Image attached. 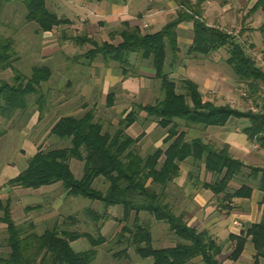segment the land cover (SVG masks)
<instances>
[{
	"label": "trees",
	"instance_id": "trees-1",
	"mask_svg": "<svg viewBox=\"0 0 264 264\" xmlns=\"http://www.w3.org/2000/svg\"><path fill=\"white\" fill-rule=\"evenodd\" d=\"M47 1L20 0L26 12L25 21L36 25V32L42 34H51L61 26L78 29L71 41L79 48L86 44L90 46L83 55L87 60L86 65L92 66L97 58H100L104 66L115 63L124 78L123 75L132 65V55H139L149 63L154 79L160 82L162 98L152 105L137 107L148 119H152L156 127L166 130L162 143L167 147L163 151L159 148L145 158L136 152L135 146L141 141L143 134L136 137L128 134V130L136 123L131 110L126 111L113 134L103 131L102 125L94 121L90 110L79 118L65 115L51 126L50 134L68 142L69 147L37 151L29 159L26 168L7 180V184L29 191L59 184L67 197L98 202L105 208L122 207L124 224L115 235L116 242L123 241L134 246L135 253L142 260L151 259V264H187L195 259L202 264H218L220 245L216 244L207 231H197L190 226L183 214L174 213L167 201L166 188L179 177L181 165L191 159L200 163L205 173L214 179L211 183L201 182L200 187L209 190L218 199L219 206L227 209L234 199L250 198L252 195V189L246 185L228 192L229 183L243 175L247 166L230 155L227 145L214 148L204 144L201 139L186 142L184 134L177 131V122L208 128L224 127L230 119L243 117L249 125L242 132L251 143L254 139H259V134L264 131V98L257 112L241 114L228 105H216L212 100L206 99L198 85L189 79L180 80L182 92H179L166 72L167 51L171 55L170 64L173 65L180 52L177 31L182 24L188 23L191 24L192 39L186 45L187 54L208 56L226 49L228 57L225 63L238 82L256 95L264 94V73L255 67L253 59L234 36L218 25L210 26L205 22V3L212 0H171L175 9L174 16L158 31L141 33L140 25L123 23V29L118 33L119 42L116 44L113 36L98 43L92 38V34L79 28L80 25L75 27L69 19L58 15L54 7L50 9ZM256 11L264 16V0H257L249 13ZM14 55L13 41L0 38V72L10 70L14 73L11 84L0 80V119L6 121L12 118L15 111L26 109L28 97H37V103L42 105V87L51 76V70L47 66L33 67L29 75L19 74L13 66ZM134 77L137 78V74ZM120 81L122 80L119 79L118 82ZM107 98V104L111 106L112 97L109 95ZM71 160L83 163L80 179L74 177L69 167ZM248 169V177L256 181L258 189L264 192V167ZM100 178L108 185L104 191L94 187L95 180ZM36 208L38 206L32 209ZM30 210L26 208V211ZM0 212V224L6 235L3 244L6 249L0 253V264H91L96 258V246L104 242L102 236L94 240L84 234L91 247L83 252H75L70 244L78 240L80 235L59 231L55 227L38 234L33 221L16 223L10 198L0 201ZM142 212L167 225L179 242L161 249L154 248L150 226L139 219ZM82 213L94 222L104 218L89 208H85ZM131 214L133 220L128 224ZM247 239L255 251L253 264H257V256L263 258L264 264V252L261 251V245H264V216L246 232L229 235V241L235 244L230 255L232 260H237L242 253L248 243ZM125 257L129 258L127 254Z\"/></svg>",
	"mask_w": 264,
	"mask_h": 264
},
{
	"label": "rangeland",
	"instance_id": "rangeland-1",
	"mask_svg": "<svg viewBox=\"0 0 264 264\" xmlns=\"http://www.w3.org/2000/svg\"><path fill=\"white\" fill-rule=\"evenodd\" d=\"M148 12L162 11L164 22H168L174 16L175 9L169 5L171 0H147ZM59 2L47 1V6L53 9V4ZM169 3V4H168ZM253 0H215L205 7L207 11L208 25L212 24L214 13L223 11L226 20L219 27L230 33L245 48L248 55L254 59L256 56L264 57V24L260 11L249 13V6ZM63 5V4H62ZM61 5V6H62ZM66 8L65 6H63ZM61 9V8H59ZM67 9V8H66ZM62 11V10H61ZM25 9L20 0H0V38L11 39L14 43V68L19 74L29 75L33 67L47 66L51 70L49 80L43 84L42 105L37 103V97L27 98V107L24 110L15 111L8 121L0 119V201L10 198L12 201L13 218L16 223L22 224L33 221L36 232L43 233L46 229L55 227L59 231L74 232L80 238L70 244L75 252H83L90 249L89 240L84 234L96 240L99 236L104 242L96 246V258L91 264H151V259H141L134 250V246L127 243L116 242L115 235L120 231L122 221V207L114 206L105 208L98 202H91L81 198L67 197L62 187L55 184L37 191L22 190L11 187L7 180L22 172L37 151H49L56 148L69 147V143L61 141L50 134L51 126L62 116L73 115L77 118L83 116L88 110L93 114L94 121L102 125L103 131L113 134L117 124L124 118L126 111H133L136 123L128 130V134L136 137L143 134L141 141L135 146L136 152L143 158L151 155L157 149L165 150L162 143L166 134L155 126L144 113L140 112L137 105H152L161 100L162 93L159 80L154 79L153 71L148 62L143 61L139 55L130 57L131 67L127 69L124 78L115 63L104 66L100 58L95 60L92 66H88L83 55L90 49L89 45L82 48L76 46L71 38L77 34L78 29L72 26H61L51 34L37 33V27L33 23L25 21ZM83 16V14H82ZM78 20L80 28L85 27L89 20ZM141 16H139V19ZM138 19V18H137ZM120 20H113L107 25L97 27L92 33L98 43L110 39L119 42L118 33L123 29ZM165 24V23H164ZM146 25L147 27H144ZM149 30L148 22L140 25L141 33ZM153 31L151 28L149 30ZM180 40V52L178 60L171 65V55L167 51L165 63L168 77L172 80L178 91L182 92L180 80L183 77L177 75L172 69L176 63L184 65L192 64V61L205 62L217 74L221 76L222 89L207 90L203 92L206 99L212 100L216 105H228L241 114L252 111L257 112L262 104L264 94L258 95L240 84L225 63L227 59L226 49H220L208 56L187 54V46L192 39L191 24H182L177 31ZM172 71L174 73H172ZM137 74V78H135ZM14 73L10 70L0 72V80L12 83ZM139 77V78H138ZM122 81L118 82L117 80ZM126 80L131 85L139 86L137 89L128 90L122 87ZM132 87H134L132 85ZM264 91V88L262 89ZM245 93V96H241ZM112 97V105L109 106L108 96ZM231 125H235L239 132L249 125L248 121L241 118H232ZM178 132L184 134V140L201 139L204 144L219 148L214 137L209 133L208 127L177 122ZM249 150L250 146L248 147ZM262 152V149L259 150ZM264 154V152H262ZM264 160V159H263ZM69 167L76 179L82 175L83 163L71 160ZM248 168H262L263 163L250 162ZM243 170L244 174L237 176L229 183L228 192H232L241 185H249L253 180L248 177L249 169ZM206 174L200 163L187 159L180 168L178 178L169 183L166 188L167 201L174 213L180 214L183 208V200L200 189L201 182H213V178ZM107 182L96 179L94 187L104 191ZM256 186V185H255ZM38 206L36 209H32ZM30 208V211H26ZM85 208L92 209L102 216L103 220L94 222L83 215ZM1 216V212H0ZM140 221L150 226L152 246L156 249L169 247L179 240L168 230L167 225L155 221L147 213L139 214ZM131 214L128 224H131ZM4 227L0 224V253L5 251ZM129 258H126L125 255Z\"/></svg>",
	"mask_w": 264,
	"mask_h": 264
},
{
	"label": "crops",
	"instance_id": "crops-1",
	"mask_svg": "<svg viewBox=\"0 0 264 264\" xmlns=\"http://www.w3.org/2000/svg\"><path fill=\"white\" fill-rule=\"evenodd\" d=\"M59 6L54 4V11L61 16L69 19L75 27L79 26L78 20L84 18L89 20L88 24L83 29L92 34L97 27H104L107 23L113 20H120L122 23H128L130 26L141 25L142 22H148L149 30L152 32L158 31L166 19H164L163 12L155 11L148 12L147 0H128L123 1H107L96 2L94 0H57ZM56 1V2H57ZM160 2L161 0H156ZM257 0L249 6L253 7ZM215 0L208 2L206 5L214 3ZM63 4V5H62ZM169 4V3H168ZM62 5V6H61ZM65 6L66 8H64ZM171 9L173 5H169ZM207 6V7H208ZM205 7L204 20H207V11ZM61 8V9H59ZM62 10V11H61ZM83 14V16H82ZM259 15L257 11L255 15ZM262 14V13H261ZM263 15V14H262ZM141 16V19L138 20ZM212 24L220 25L226 20L223 11L214 13ZM264 21V16H263ZM264 24V22H263ZM103 26V27H102ZM80 28V27H79ZM148 30V31H149ZM92 32V33H91ZM192 64L184 65L183 62L176 63V67L172 69L177 75L189 79L198 85L200 92L203 94L207 90L222 89L221 85L224 83L219 74L205 65V62L192 61ZM172 71V73H174ZM118 81V80H117ZM131 81L126 80L122 83V87L132 90L139 88V86L130 84ZM229 120L224 127H209V133L214 137L216 145L220 148L224 145L229 147L230 155L245 166L250 162L263 163L264 150L254 151L251 148L250 141L243 134L239 132L236 126ZM250 149L249 150V147ZM209 175V174H208ZM210 178V176H209ZM210 183L209 181H204ZM248 186L252 189L250 198L234 199L228 204L229 208L223 209L218 204V199L213 196L209 190L200 189L191 196H187L183 200V208L180 210L184 215L187 223L194 227L197 231L205 230L209 233L216 244L220 245L221 253L217 257L218 264H253L255 251L249 239L245 245L242 253L238 256L237 260H232L230 255L235 248V244L229 241L230 234H237L239 232H246L252 225L258 224L264 216V192L258 189V184ZM256 185V186H255ZM229 186V185H228ZM240 186H238L239 188ZM236 190V189H235ZM261 251L264 252V245H261ZM187 264H202L198 259L192 260ZM257 264H263V258L257 256Z\"/></svg>",
	"mask_w": 264,
	"mask_h": 264
},
{
	"label": "built area",
	"instance_id": "built-area-1",
	"mask_svg": "<svg viewBox=\"0 0 264 264\" xmlns=\"http://www.w3.org/2000/svg\"><path fill=\"white\" fill-rule=\"evenodd\" d=\"M144 27H147L144 25ZM254 65L257 69L262 71L264 73V57L263 56H256L253 59ZM241 96H245V93H241ZM263 130H264V125H263ZM259 139H254L250 144L251 148L254 151H259V150H264V131L259 134Z\"/></svg>",
	"mask_w": 264,
	"mask_h": 264
}]
</instances>
